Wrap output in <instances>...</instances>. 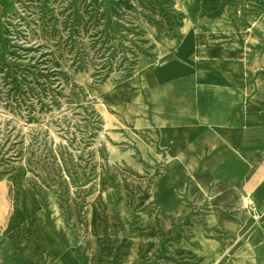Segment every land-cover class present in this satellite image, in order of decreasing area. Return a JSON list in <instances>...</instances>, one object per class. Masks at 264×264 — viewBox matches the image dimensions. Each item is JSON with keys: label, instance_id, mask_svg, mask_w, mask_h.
<instances>
[{"label": "rangeland", "instance_id": "obj_1", "mask_svg": "<svg viewBox=\"0 0 264 264\" xmlns=\"http://www.w3.org/2000/svg\"><path fill=\"white\" fill-rule=\"evenodd\" d=\"M234 13L264 31V0L0 3L4 264H264L263 247L239 246L264 240V216L160 183L121 87L186 26L226 32Z\"/></svg>", "mask_w": 264, "mask_h": 264}, {"label": "crops", "instance_id": "obj_2", "mask_svg": "<svg viewBox=\"0 0 264 264\" xmlns=\"http://www.w3.org/2000/svg\"><path fill=\"white\" fill-rule=\"evenodd\" d=\"M230 23L216 34L186 26L163 59L121 86L123 100L164 168L160 183L178 182L180 199L201 207L233 199L264 216V31L236 13Z\"/></svg>", "mask_w": 264, "mask_h": 264}, {"label": "bare ground", "instance_id": "obj_3", "mask_svg": "<svg viewBox=\"0 0 264 264\" xmlns=\"http://www.w3.org/2000/svg\"><path fill=\"white\" fill-rule=\"evenodd\" d=\"M102 98H103V99H102V103L105 102V107H106V109H107V110H109V109L113 110V108H110V106L107 105V101H109L108 103H109L110 105H113V107H115V102L112 101L107 95H105L104 97L102 96Z\"/></svg>", "mask_w": 264, "mask_h": 264}]
</instances>
